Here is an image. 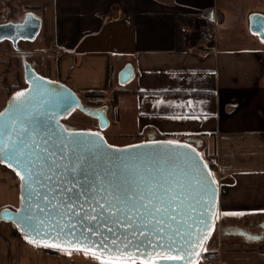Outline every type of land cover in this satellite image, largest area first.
<instances>
[{"label": "crops", "instance_id": "crops-1", "mask_svg": "<svg viewBox=\"0 0 264 264\" xmlns=\"http://www.w3.org/2000/svg\"><path fill=\"white\" fill-rule=\"evenodd\" d=\"M26 12L41 17L50 42L34 46L35 39L19 48L27 60L44 58L42 75L77 95L105 91L111 100L110 68L117 79L131 65L133 79L109 106L113 135L196 141L200 153L216 162L218 264H230L223 255L231 253L264 264V232L258 229L264 220V39L250 31L252 15L264 19V0H0V24L20 22ZM211 22L217 36L205 43L198 29ZM16 58L10 43L0 47L5 71ZM3 78L7 96L19 90ZM18 189L19 177L0 164V209L16 208ZM231 227L260 237L249 242L223 234ZM76 260L100 264L88 255ZM0 264L64 260L0 223Z\"/></svg>", "mask_w": 264, "mask_h": 264}, {"label": "snow or ice", "instance_id": "snow-or-ice-1", "mask_svg": "<svg viewBox=\"0 0 264 264\" xmlns=\"http://www.w3.org/2000/svg\"><path fill=\"white\" fill-rule=\"evenodd\" d=\"M32 91L34 95L17 92L11 108L0 112V163L20 169L16 175L27 194L16 222L28 242L69 255L83 252L100 264H198V249L207 251L203 244L213 227L207 220L215 215L209 210L215 207V180L208 179L211 172L202 174L191 154L195 149L108 156L103 149L112 146L81 139L99 133L71 132L55 123L56 111H67L74 103L70 95L45 91L39 82Z\"/></svg>", "mask_w": 264, "mask_h": 264}, {"label": "water", "instance_id": "water-1", "mask_svg": "<svg viewBox=\"0 0 264 264\" xmlns=\"http://www.w3.org/2000/svg\"><path fill=\"white\" fill-rule=\"evenodd\" d=\"M264 22V19L259 15H252L250 17V31L253 34H256L259 38L264 39V27H261V23ZM42 28V19L40 16L33 12H26L23 15V18L20 22H5L0 24V43L1 42H8L11 45V48L14 50V52L20 56V63L21 68L23 72V81L25 83V87L22 89H19L15 92H13L6 100L3 109L0 112H4L6 109L11 108V102L12 98L16 95L17 92H26L34 95V92L32 91L35 87V84L39 82L41 88L48 92H55L59 93L61 96H71L74 99V103L67 109V111L64 110H57L56 116H55V123L57 125H62L65 128L69 129L71 132L76 133H88V132H96L99 133V137H85L81 136V139H92L97 141L98 143L105 145V146H112L104 147L103 151L108 156H115L120 155L124 157L134 156L135 154H145V155H152V156H159L160 154H163L166 151L169 150H175L179 152H190L191 149H195V153H191L193 156H195V159L200 162V169L203 175H207L208 172H211L212 175L208 177L209 180H215V183L212 185V189L214 190L215 196L213 200V204L215 207H210V211L215 213V215L208 218L207 222L214 226L215 220L217 218V212H218V202H219V185L216 181L214 174L210 167L208 166L207 162L201 155L198 145L196 141H193L192 139H183V140H170V139H156L154 135L147 136V139L145 141L135 142L123 146H115L111 145L106 138L102 135V131L107 129L111 121L108 117V110L109 106L102 105L99 107H93V106H84L78 97V95L73 92L70 88L63 85L60 82L53 81L51 79H48L42 75H40L34 68L32 63L27 61V52L22 51L18 44L20 42H33L38 33L40 32ZM44 63V59L42 60V64ZM134 77V72L131 67V65H125L118 73H117V84L119 86L126 85L129 81H131ZM42 78V79H40ZM73 110H77L87 116L88 118L95 120L97 124L98 130H78L76 127L64 124L61 122V120L66 117L69 113H71ZM103 138L102 140L100 138ZM168 141H175L177 145H184L187 144L190 146V148H176L174 145H169ZM131 145H144V147L141 148H130ZM115 149H127V151L124 152H115ZM196 153H199V155H196ZM1 165L6 166L9 168L13 173L16 174V171H19L20 169H16V171L13 170V167H9L8 161H5L4 163H0ZM204 165H207L205 168ZM82 178V177H81ZM22 182L19 178V189H18V205L15 209H11L9 207H3L0 209V223H6L11 226L14 230H16L17 233H19L27 242L28 239L25 238V229L20 226L16 222V218L18 216L17 209H22V198L26 196V191L21 186ZM47 190V189H44ZM42 190V192L44 191ZM41 214L37 212V216H40ZM193 217H195V214H193ZM49 224L52 223V221H47ZM64 223H67V221H64ZM213 227L210 230V233L212 231ZM106 231V230H105ZM193 232V239L196 238L197 231H196V225H193V228L191 229ZM223 234H232V235H239L242 236L246 241L252 242L257 239H247L246 236H250L245 231L239 228H228ZM54 235V234H53ZM207 235V233H205ZM210 235H208L209 238ZM208 238L204 241L203 246H205ZM45 242L47 241V238H44ZM92 239H95V237H92ZM55 242V241H52ZM32 244V243H31ZM46 249H52L57 250L61 252L62 251L56 247H44L39 246ZM200 251V256L203 252V250ZM77 252V251H72ZM77 253H83V252H77ZM199 256V258H200ZM152 259H156L153 257ZM192 260L195 262L196 257L193 256ZM139 262V261H138ZM157 264H184L182 261H158ZM199 264V263H198Z\"/></svg>", "mask_w": 264, "mask_h": 264}, {"label": "rangeland", "instance_id": "rangeland-1", "mask_svg": "<svg viewBox=\"0 0 264 264\" xmlns=\"http://www.w3.org/2000/svg\"><path fill=\"white\" fill-rule=\"evenodd\" d=\"M4 15H5V13H4ZM4 19H5V16L2 18V21ZM49 42H50V36L47 32L46 26H44V27H42L40 33L37 35V38L34 41V43H36V44H34V46H40L42 44L47 45ZM5 44H6V42L0 43V47H4ZM30 45H32V43L27 44V46H30ZM32 60H34V62L36 64L39 63V58H34ZM27 61L30 62L29 60H27ZM5 65L7 66L8 64L5 63ZM13 66L14 67H12V68L8 67L9 68L8 71H5L3 67H0V71L2 70V73H0V111L3 109L4 104L7 100V92L4 90V88H1V84H3L2 81L4 79L3 78L4 76H6V79H7L6 83L8 86H10V87L15 86L16 87L18 84V86H20V88L25 87V83H24L23 77H22L23 72H22L21 63H20L19 58L18 59L16 58L14 60ZM41 70H42V68L40 65V74L42 75L43 73ZM114 87L116 89L117 86L114 85ZM114 87L113 86L111 87L110 93H111V90L113 92ZM125 87H127V85L124 86V88ZM123 93L117 94L116 98ZM109 97H110L109 94H107V96L104 99L109 100ZM84 100L87 101V99H84ZM99 101H100L99 99H93L90 102L97 104V103H99ZM104 105H107V104H104ZM107 106H110V105H107ZM108 117H109V115H108ZM109 119L111 121L112 118L109 117ZM63 121L66 122L68 125L76 127V129H78V130H95V131L98 130L95 120L88 118L87 116H85L84 114H82L81 112L76 111V110H73L71 113H69L63 119ZM112 126H115V124L111 123L107 129H105L104 131L101 132L102 135L106 138V140L111 145L123 146V145H127V144L146 140V138H142V137L131 138V137H128L125 135L115 136V135H113L112 130H110V128ZM212 171H213V174L216 178L215 171L214 170H212ZM216 181H217V178H216ZM219 229H220L219 222L217 220V223L215 225L216 236L219 233ZM216 248H217L216 250H218V246H216ZM219 249H221V247H219ZM84 255H85L84 253H77V252H71L70 255L66 252H61V253H59L58 256H60L62 258V260H64V264H78L79 262L76 260V257H83ZM88 256H91V255H88ZM227 257H230V261H229L230 264H254L255 263L254 257L245 256V255L243 256V255H241V253H231L230 255H225V254L223 255L224 259H226ZM201 264H203V262Z\"/></svg>", "mask_w": 264, "mask_h": 264}, {"label": "trees", "instance_id": "trees-1", "mask_svg": "<svg viewBox=\"0 0 264 264\" xmlns=\"http://www.w3.org/2000/svg\"><path fill=\"white\" fill-rule=\"evenodd\" d=\"M30 42H28L29 44ZM116 85L118 87V89L114 90L112 92V99L111 100H105L104 98L107 96V92L105 91H90V92H84L82 95H78V97L80 98L82 104L84 106H94V107H99L102 106L104 104L113 106L116 104V96L119 93H123L125 92L123 89H121L120 86L117 85V79H116V72H114L111 68L109 71V75H108V87L111 88L112 86ZM120 87V88H119ZM24 88V87H23ZM22 89V88H19ZM11 95V94H10ZM8 95L7 98L10 96ZM84 99H87V101H85ZM93 99H99V103L95 104L92 101ZM77 111V110H76ZM62 123H66L63 121V119L61 120ZM147 139V138H146ZM158 139H170V140H182L181 138H171L170 136H163L162 138H158ZM202 155V154H201ZM203 156V155H202ZM203 158L205 159V161L207 162L208 166L210 167L211 170H215L216 169V162L214 157L211 156H203ZM2 167H4L7 170H10L9 168H7L6 166L2 165ZM11 171V170H10ZM213 172V171H212ZM215 177V176H214ZM216 179V178H215ZM217 223V218L215 220L213 229L210 233V236L204 246V248L207 249V251H203L198 263L201 264L203 262V264H218V254L216 251V246H217V239H216V234H215V225ZM44 251L47 254L50 255H54V256H58L59 253H61V251H57V250H52V249H46L44 248Z\"/></svg>", "mask_w": 264, "mask_h": 264}, {"label": "built area", "instance_id": "built-area-1", "mask_svg": "<svg viewBox=\"0 0 264 264\" xmlns=\"http://www.w3.org/2000/svg\"><path fill=\"white\" fill-rule=\"evenodd\" d=\"M217 27L214 22L204 24L198 29L199 38L205 43H213L216 39Z\"/></svg>", "mask_w": 264, "mask_h": 264}, {"label": "flooded vegetation", "instance_id": "flooded-vegetation-1", "mask_svg": "<svg viewBox=\"0 0 264 264\" xmlns=\"http://www.w3.org/2000/svg\"><path fill=\"white\" fill-rule=\"evenodd\" d=\"M44 59V58H43ZM42 58H39V63L38 64H36L35 62H34V60H32V58L31 57H28V60L30 61V63H32V65H33V68L40 74V65H41V68H42V66L44 65V63L42 64V60H43ZM45 61V60H44ZM41 75V74H40ZM43 76V75H42ZM65 118V117H64ZM63 118V119H64ZM64 124H67V123H64ZM258 229H260V230H262L261 232H264V220L262 221V222H260V224H259V227H258ZM260 237V236H259ZM256 241V240H255ZM137 264H139V262H137Z\"/></svg>", "mask_w": 264, "mask_h": 264}]
</instances>
